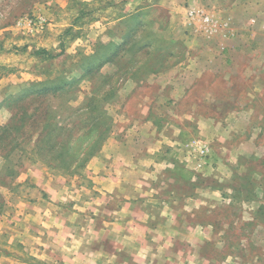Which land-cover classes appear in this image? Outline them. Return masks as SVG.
I'll list each match as a JSON object with an SVG mask.
<instances>
[{"label": "rangeland", "instance_id": "374dc122", "mask_svg": "<svg viewBox=\"0 0 264 264\" xmlns=\"http://www.w3.org/2000/svg\"><path fill=\"white\" fill-rule=\"evenodd\" d=\"M233 43L242 49L230 57L235 69L195 79L187 104L168 103L175 87L164 89L165 98L156 93L159 83L174 85L178 76L184 89L196 73L184 75L183 69L205 53L227 63L223 54ZM226 73L235 96L256 94L250 103L259 130L240 144L249 159L233 150V136L204 133L205 122L193 117V108L202 112L198 96L209 89L203 82L226 94ZM140 130H182L175 159L199 177L189 183L180 167L173 178L161 170L155 165L160 154L148 150ZM108 141L114 149L120 143L143 148L139 166L123 174L125 181L113 184L112 192L99 178L109 169L100 161ZM189 143L205 144L208 151L197 155ZM115 191L135 198L130 206L144 212L171 206L182 222L214 226L212 240L220 234L234 243L222 252L206 247L219 258L237 253L242 264H264V0H0V264H47L29 254L42 250L27 234L38 224L55 227V213L67 229L93 236L95 250L114 253L113 264L133 262L134 245L110 246L105 235L99 240L93 233L117 217L110 210L128 201L105 194ZM90 244L78 248L87 252ZM162 245L157 239L142 247L140 264ZM184 250L171 247L172 254Z\"/></svg>", "mask_w": 264, "mask_h": 264}, {"label": "crops", "instance_id": "0c3cea01", "mask_svg": "<svg viewBox=\"0 0 264 264\" xmlns=\"http://www.w3.org/2000/svg\"><path fill=\"white\" fill-rule=\"evenodd\" d=\"M232 45H234V43L230 44L229 48L223 54L227 59L226 61H228L227 63L219 62L218 60L216 62L215 58H209L208 53H205L202 56V60L190 62V64H187L183 69L182 73H184V75L196 73V78H192L191 82L187 84L185 83L184 89L182 87L179 89L182 79L178 76L174 85L171 84L169 80L163 84L159 83L156 93L164 97L163 92L166 87L167 89L175 87L176 94L170 96L171 100L168 103L172 105L176 103L187 104L189 101L188 95L196 86L194 84L195 79H198V82L201 79V75L206 72H216L218 68H224L226 72L231 71L232 68L235 69L237 64L232 63L230 57L232 56L234 58L242 49H234ZM241 71L252 72L250 68L246 70L243 67ZM231 77L229 73H226L224 76L226 94L213 92V90L210 89L211 85L209 86V82L203 80L204 85L208 86L209 89H202L201 94L198 96V102L200 103L202 112L197 111L192 106L190 107H192L194 111L192 112L194 114L193 117L203 120L206 123L201 122L202 126L204 125L207 127V130H203L202 132L210 135L222 133L226 138V133L233 136L235 142L233 150L237 151L238 157H248L246 159H249L250 156L241 154L240 144L247 143L252 139V130H259L255 125L257 112L251 105V103L257 102V98L255 97L256 94L252 93L251 90H247L246 96L242 98L231 93ZM172 80L174 81V78ZM147 99L152 101L154 97H148ZM149 100H146V102ZM210 107L212 109L220 108L222 112L219 115L210 114V112L206 113L205 110ZM177 115L176 112H171L170 114L171 117H177ZM184 117H192V115L190 113ZM227 119L232 120V125L226 122ZM217 123L221 124L216 125ZM215 126L218 127L217 130H215ZM133 131L135 130H118L121 134L126 133L127 135ZM181 131L182 130H140L139 132L143 136L148 137V150L160 154V159L155 162V165H158L161 170L169 169V175L171 177L175 176L176 172L174 171L177 169L176 167H180L185 173L187 172V170H185V164L175 159L177 147L174 144L178 141L180 133H182ZM115 146L116 145L112 142L108 141L105 150L109 151L105 153L106 157L100 160L104 162L105 166H108L109 169L104 170L102 177L99 178L104 182L105 191L111 192L113 190L109 189L113 184L119 181H125L123 174L129 173L132 167L136 165L139 166L142 158H136V156L139 154V151L142 152L143 150V148L142 150H137L134 146L130 147L129 144L123 143H120V148L114 149L113 147ZM114 150L119 151L118 155ZM116 170H118V172ZM188 171V179L187 174H185L186 176L182 178V180L192 183L195 181V178L199 176H193V174L190 173L191 170ZM118 193L119 191H115L113 194H105L110 197L115 196L128 201H125L124 205L121 207L109 211V213L116 214L117 217L110 219L107 223L105 221L104 225L97 226L93 231V233L98 231L96 236L99 235V240L101 239L100 236L105 235L104 240L108 242L110 246L115 245L116 247H120L118 244L119 242H121V245L127 244L131 247L133 245L135 246L130 249V253L134 255L133 262L126 263L123 259L120 261L117 259V263L140 264L145 259L144 256L140 255L142 247H148L149 244L153 246L157 239H161L163 244L162 247L167 246L168 250L164 251L161 250L162 247L161 249L159 248L154 255L146 259L147 264H242L238 261L240 257L238 256V258L236 256L238 255L237 253L227 254L226 257L224 254H221L219 258L213 254L209 248L207 249L208 251H206V247H209V245L213 248H220V252H222L221 249L225 246L234 245V243L225 242L222 238L220 239L218 236L220 234L216 236V239L212 240L211 236L216 232L214 226L208 223L203 224L193 221L182 222L176 217L177 212L175 207L172 209L171 206L144 212L141 208L130 206V200L135 198L130 199L124 192H121L120 195ZM185 209L189 216L192 215V208L185 207ZM44 213L46 214V212ZM54 215V221L56 222L55 227L38 224L37 229L27 234V240L30 241V243L37 244V249L40 251L42 250L41 254L29 253L35 257V259H40L39 261L47 264H55L57 262L59 263V261L61 264H113L115 262H113L111 258L115 257L114 253L110 254L107 253V251L99 252L98 248L95 250V243L90 244V241L94 239L93 236L86 239V234L77 232V230L67 229L64 224V218L59 213H55ZM148 241L150 242L148 243ZM83 242H88L90 244L87 252L84 247L78 248ZM173 245L183 246L185 248L184 253L172 254L171 247ZM236 245L237 243L235 246ZM29 249L33 250L32 247H29ZM218 251L216 250L215 253ZM102 253L105 254L103 255ZM53 255L56 257L54 258ZM20 262L23 264L22 261Z\"/></svg>", "mask_w": 264, "mask_h": 264}, {"label": "built area", "instance_id": "2783aa9c", "mask_svg": "<svg viewBox=\"0 0 264 264\" xmlns=\"http://www.w3.org/2000/svg\"><path fill=\"white\" fill-rule=\"evenodd\" d=\"M206 19H204V21H205ZM197 143H193V144H191V143H189V144H187V146L188 147H191V149H192V151L194 152V149H196L197 148V155H200V156H203V155H205L206 153H207V151H208V146L207 145H197ZM201 158V157H200Z\"/></svg>", "mask_w": 264, "mask_h": 264}, {"label": "trees", "instance_id": "16d2710c", "mask_svg": "<svg viewBox=\"0 0 264 264\" xmlns=\"http://www.w3.org/2000/svg\"><path fill=\"white\" fill-rule=\"evenodd\" d=\"M40 53H46L44 50H42Z\"/></svg>", "mask_w": 264, "mask_h": 264}]
</instances>
